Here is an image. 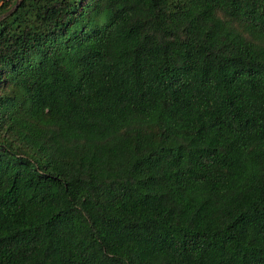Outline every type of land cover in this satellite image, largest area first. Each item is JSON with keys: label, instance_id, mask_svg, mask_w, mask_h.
<instances>
[{"label": "trees", "instance_id": "obj_1", "mask_svg": "<svg viewBox=\"0 0 264 264\" xmlns=\"http://www.w3.org/2000/svg\"><path fill=\"white\" fill-rule=\"evenodd\" d=\"M0 1V264H264V0Z\"/></svg>", "mask_w": 264, "mask_h": 264}, {"label": "water", "instance_id": "obj_2", "mask_svg": "<svg viewBox=\"0 0 264 264\" xmlns=\"http://www.w3.org/2000/svg\"><path fill=\"white\" fill-rule=\"evenodd\" d=\"M19 1L20 0H17L14 6L7 13H10L18 5Z\"/></svg>", "mask_w": 264, "mask_h": 264}, {"label": "crops", "instance_id": "obj_3", "mask_svg": "<svg viewBox=\"0 0 264 264\" xmlns=\"http://www.w3.org/2000/svg\"><path fill=\"white\" fill-rule=\"evenodd\" d=\"M1 1V0H0Z\"/></svg>", "mask_w": 264, "mask_h": 264}]
</instances>
